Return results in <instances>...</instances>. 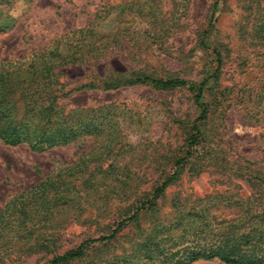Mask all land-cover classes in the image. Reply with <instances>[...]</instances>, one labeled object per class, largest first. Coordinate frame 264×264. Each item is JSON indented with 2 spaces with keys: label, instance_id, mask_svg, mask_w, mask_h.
I'll list each match as a JSON object with an SVG mask.
<instances>
[{
  "label": "rangeland",
  "instance_id": "obj_1",
  "mask_svg": "<svg viewBox=\"0 0 264 264\" xmlns=\"http://www.w3.org/2000/svg\"><path fill=\"white\" fill-rule=\"evenodd\" d=\"M0 24V80L86 84L59 100L100 128L42 151L0 140V264H49L109 234L173 171L193 126L198 142L156 205L70 264L124 253L176 220V206L248 194L243 178L264 169L253 117L264 120V0H0ZM138 76L186 83H129ZM203 80L196 101L190 87Z\"/></svg>",
  "mask_w": 264,
  "mask_h": 264
},
{
  "label": "trees",
  "instance_id": "obj_2",
  "mask_svg": "<svg viewBox=\"0 0 264 264\" xmlns=\"http://www.w3.org/2000/svg\"><path fill=\"white\" fill-rule=\"evenodd\" d=\"M216 5L217 1L213 7ZM215 55L219 65V52ZM31 81L0 80V140L3 143L26 144L32 150L42 151L100 132L99 125L89 116L92 111L87 113L84 108L66 111L59 100L73 90L87 87L86 84L66 89V84L60 80H33L34 86H30ZM129 83H150L165 88L186 82L177 78L138 76ZM205 85L206 80H203L190 87L195 91L196 101ZM104 86L113 85L105 83ZM260 112L253 117L262 122L259 135L264 162V120ZM204 116L203 110L199 118ZM199 135L198 127L193 126L186 153L175 161L173 171L152 189L151 196L141 201L132 214L118 221L109 234L87 238L75 249L54 256L49 264H70L71 260L81 257L91 244L115 238L127 223L136 219L138 211L155 206L156 200L176 178L181 163L192 154ZM243 180L250 188L248 194L214 195L212 201L209 197L207 200L198 198L196 200L205 202L204 206L189 210L187 214L176 206V220H163L149 231L144 229L131 248L95 264H192L199 260H218L223 264H264V169Z\"/></svg>",
  "mask_w": 264,
  "mask_h": 264
}]
</instances>
